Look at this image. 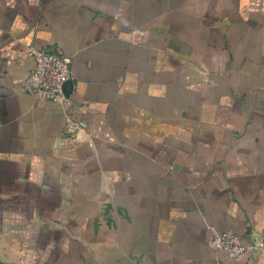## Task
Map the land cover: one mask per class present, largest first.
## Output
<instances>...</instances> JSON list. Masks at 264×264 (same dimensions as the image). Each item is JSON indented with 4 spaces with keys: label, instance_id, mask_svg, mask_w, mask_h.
<instances>
[{
    "label": "crops",
    "instance_id": "crops-1",
    "mask_svg": "<svg viewBox=\"0 0 264 264\" xmlns=\"http://www.w3.org/2000/svg\"><path fill=\"white\" fill-rule=\"evenodd\" d=\"M0 264H264V0H0Z\"/></svg>",
    "mask_w": 264,
    "mask_h": 264
},
{
    "label": "built area",
    "instance_id": "built-area-1",
    "mask_svg": "<svg viewBox=\"0 0 264 264\" xmlns=\"http://www.w3.org/2000/svg\"><path fill=\"white\" fill-rule=\"evenodd\" d=\"M29 54L34 58L35 65L29 75L20 83V89L35 97L66 103L69 96L65 85L72 79V58L59 50H48L36 46L29 48ZM82 126L78 121L68 117L64 133L74 141L80 137ZM213 246L231 258L242 255L253 248L244 237L234 233L211 228Z\"/></svg>",
    "mask_w": 264,
    "mask_h": 264
}]
</instances>
